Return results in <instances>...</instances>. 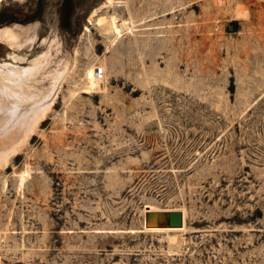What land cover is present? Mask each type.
<instances>
[{"label":"rangeland","instance_id":"374dc122","mask_svg":"<svg viewBox=\"0 0 264 264\" xmlns=\"http://www.w3.org/2000/svg\"><path fill=\"white\" fill-rule=\"evenodd\" d=\"M3 28L34 39L0 65L60 75L0 131V264H264V0H0Z\"/></svg>","mask_w":264,"mask_h":264},{"label":"bare ground","instance_id":"6f19581e","mask_svg":"<svg viewBox=\"0 0 264 264\" xmlns=\"http://www.w3.org/2000/svg\"><path fill=\"white\" fill-rule=\"evenodd\" d=\"M106 2L110 4L111 0H106ZM106 20V24L100 25L101 32H111L113 36H117L127 27L126 22L119 20L113 13L109 14ZM0 34L10 46L15 47L16 51L20 50L23 44L30 43L34 39V34H31L30 29L16 32L11 28H3ZM21 38L24 39L23 44H20ZM16 51L10 56L12 63L0 65V131L3 130L6 133L5 128L9 127L11 122L20 121L21 118L16 116L19 112L24 111L25 114H31L33 117L31 121H28L26 129L20 131L24 133L23 141L21 140L23 143L34 130L40 118L50 109L60 73L54 69L46 70L49 62V50L32 59L27 67H20L16 64L17 61L26 60L24 57L18 56ZM44 80L48 81L47 91L41 90ZM20 116L22 117V114ZM15 150L16 147H12L10 154ZM6 157V153H3L0 155V161L6 163Z\"/></svg>","mask_w":264,"mask_h":264}]
</instances>
